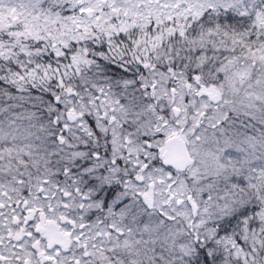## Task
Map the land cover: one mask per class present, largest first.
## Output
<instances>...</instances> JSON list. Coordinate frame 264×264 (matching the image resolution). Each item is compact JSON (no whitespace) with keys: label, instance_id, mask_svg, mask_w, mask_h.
Wrapping results in <instances>:
<instances>
[{"label":"snow or ice","instance_id":"snow-or-ice-1","mask_svg":"<svg viewBox=\"0 0 264 264\" xmlns=\"http://www.w3.org/2000/svg\"><path fill=\"white\" fill-rule=\"evenodd\" d=\"M0 264H264V0H0Z\"/></svg>","mask_w":264,"mask_h":264}]
</instances>
